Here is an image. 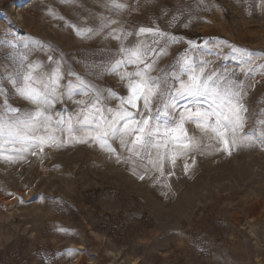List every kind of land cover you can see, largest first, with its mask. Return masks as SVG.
<instances>
[{"label":"rangeland","instance_id":"1","mask_svg":"<svg viewBox=\"0 0 264 264\" xmlns=\"http://www.w3.org/2000/svg\"><path fill=\"white\" fill-rule=\"evenodd\" d=\"M124 2L127 7L116 13L105 6L107 0H0V41L50 45L36 47L28 59L47 69L49 55L62 57V70L86 76L105 97L109 90L123 97L126 81L86 73L85 65L107 63L118 58L121 43L135 45L151 37L120 41L101 34L86 40L66 21L91 25L106 15L126 32L152 27L182 38L169 45L153 75L173 71L189 49L187 41L203 46L207 40L193 56L211 61L209 73L234 72L244 81L245 130L255 127L264 109V0ZM227 45L253 53L249 75L240 72L239 57ZM18 50L29 51L22 44ZM11 52L0 44V65L9 63ZM135 70L133 65L121 69ZM73 79L65 76L62 84ZM88 99L61 95L50 114L54 120L56 113L75 118L84 107L78 102ZM10 103L25 112L34 107L16 96ZM104 103L119 106L118 99ZM185 129L199 149L177 157L174 165L165 160L163 175L147 160H126L129 154L118 139H109L115 149L109 153L59 131L63 146L44 145L35 155L10 153L16 157L12 161L0 156V264H264V150L257 144L229 155L217 151L195 123L186 122ZM151 151L155 157L165 150Z\"/></svg>","mask_w":264,"mask_h":264},{"label":"snow or ice","instance_id":"2","mask_svg":"<svg viewBox=\"0 0 264 264\" xmlns=\"http://www.w3.org/2000/svg\"><path fill=\"white\" fill-rule=\"evenodd\" d=\"M200 2L203 3V0ZM105 6L116 13L127 7L124 0H107ZM117 24L116 20L106 15L91 25L87 21L65 22L78 37L86 40L101 34L120 41L128 36L147 34L151 37L150 42L145 40L128 46L121 43L118 58H112L107 63L85 65L86 73H108L126 81L128 93L123 97L110 90L105 97L86 76L70 69L62 70V57L49 55L47 69L39 62L28 59L36 47L43 49L50 45L40 41H0V44L12 49L9 63L0 65L4 69L0 71V156L12 161L16 157L10 153L31 151L35 155L37 150L43 151L44 145L63 146V141L56 134L59 131L67 132L75 142H90L109 153H115L108 143L109 139H118L129 154L126 160L133 164L147 160L163 175L165 160L174 165L177 157L199 149V142L187 134L186 122L195 123L202 133L215 141L217 151L230 155L237 147L250 148L257 144L264 150V109L258 114L255 127L245 130L248 109L243 103L247 96L244 81L234 72L226 75L213 69L209 73L207 69L211 61H197L193 56L195 50L208 45L207 40L203 46L187 41L189 49L172 65L174 70H161L160 74L153 75L158 60L167 55L169 45L181 42L182 38L152 27H139L126 32L119 26L113 27ZM20 44L29 51H19ZM227 47L239 57L240 72L249 75L255 60L253 53L232 45ZM129 65L135 66L136 70L121 71ZM65 76L74 79L66 85L62 84ZM61 95L69 98L82 95L89 99L78 102L84 107L75 118L69 116L65 119L56 113L57 119L54 120L50 109ZM12 96L28 101L33 109L25 112L13 107L10 103ZM108 98L119 100L117 109L106 107L104 101ZM77 132L86 135L77 137ZM160 148L165 151H157L153 157L151 150ZM5 153L9 155L5 156ZM116 159L119 162L121 157L116 155ZM133 174H136L135 168ZM139 178L144 179V175H139Z\"/></svg>","mask_w":264,"mask_h":264}]
</instances>
